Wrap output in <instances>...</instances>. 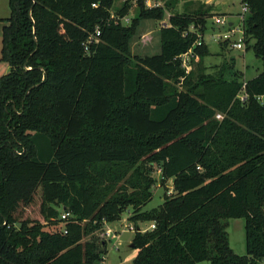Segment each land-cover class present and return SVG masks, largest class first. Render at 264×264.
Listing matches in <instances>:
<instances>
[{
	"label": "trees",
	"instance_id": "1",
	"mask_svg": "<svg viewBox=\"0 0 264 264\" xmlns=\"http://www.w3.org/2000/svg\"><path fill=\"white\" fill-rule=\"evenodd\" d=\"M115 1L9 0L0 56L10 65L0 77V264H103L105 222L129 207L132 222L155 223L135 232L133 264H256L264 258V0H241L250 6L246 39H255L263 63L246 82L228 62L208 74L182 65L213 14L172 15L161 52L141 57L130 40L141 20H163L165 7L141 1L126 26L111 18ZM132 6L127 0L115 14L126 17ZM194 51L201 61L211 54L205 41ZM170 80L186 88L172 90ZM156 163L174 193L143 210ZM39 190L44 220L61 216L58 208L71 212L66 233L23 217ZM229 218L245 219L246 255L230 246Z\"/></svg>",
	"mask_w": 264,
	"mask_h": 264
},
{
	"label": "rangeland",
	"instance_id": "2",
	"mask_svg": "<svg viewBox=\"0 0 264 264\" xmlns=\"http://www.w3.org/2000/svg\"><path fill=\"white\" fill-rule=\"evenodd\" d=\"M127 0H116L114 7L112 9L113 13H116ZM216 3H220L218 10L221 13H213L212 17L206 19V30L200 33L204 34V41L211 54L206 56L203 61L200 57L196 56L191 59V65L194 74L199 72L204 73H215L220 65L224 62L233 65V71H241V80L246 82L249 79L257 76L263 70V63L260 58L255 55L254 50L251 46L255 43V39L248 38L245 39V49H238L228 47V45H223L215 39L214 34L225 31L226 28H219L217 24H214L213 17L218 15H227L229 19L238 22V14L241 10L242 1L241 0H213ZM203 0H165V16L163 20L154 19H144L141 20L137 29L134 32L130 40L131 54L135 56H152L159 54L161 52V35L160 31L163 27L170 25V17L175 14H187L195 15L196 13H204L203 16H208L206 12H209L213 5H207ZM132 8L127 16V19L123 20V25L130 26L134 19L138 17L139 8L137 5L132 4ZM217 5V4H216ZM11 14L9 0H0V48L2 46V30L5 25L4 19L9 17ZM234 14V16H232ZM189 29H196V27L191 24ZM241 37L240 33L233 36V40H237ZM246 37V35H245ZM1 53V49H0ZM0 64L7 66L8 63L0 59ZM8 73V72H7ZM6 74V73H5ZM5 74H2L5 75ZM1 77V76H0ZM173 89H178L181 91L186 88L184 84L175 83L173 80L169 81ZM240 98L244 100L246 98L245 92H241ZM222 115V114H221ZM223 118V115L220 119ZM145 166L148 165L147 162L143 163ZM142 164V165H143ZM154 170L152 172L156 183L153 190V198L143 207V210H150L152 208L158 207L163 202V197L165 195H171L174 193L173 180L167 181L165 184L161 181V166L159 164H154ZM42 197L40 190L36 193L34 202L27 207L24 211L23 217L30 219H40L44 225L45 230L59 231L64 228V222L61 220V216L52 215L51 218L44 220L40 212ZM48 206H52L48 204ZM61 213V208L57 209ZM133 213L132 207H129L122 214L120 220L114 222L105 223V227L108 225L112 227L115 231L120 233L119 238L109 239L107 242L108 254L106 255L105 264H133V260L137 255L139 249L131 246L133 238L135 236V230L129 227L124 230L123 223L126 222L129 226H138L142 230H148L150 225L153 223L151 221H131L129 218ZM227 222V231L229 235V243L233 248L234 252L238 255L247 254V244H246V233H245V219L244 218H229L225 220ZM144 232V231H142ZM101 235V234H100ZM85 239H88L85 238ZM198 264H212L210 260L202 261ZM256 264H264V258L257 261Z\"/></svg>",
	"mask_w": 264,
	"mask_h": 264
},
{
	"label": "built area",
	"instance_id": "3",
	"mask_svg": "<svg viewBox=\"0 0 264 264\" xmlns=\"http://www.w3.org/2000/svg\"><path fill=\"white\" fill-rule=\"evenodd\" d=\"M130 3L138 5L141 1L144 2L145 6L147 8H160V7H165V0H129ZM250 11V6L248 3L243 2L242 6H241V10L238 14V22H236L235 20L229 19L227 15H218L213 17V21L214 24H217L219 26V28H223L225 27L226 30L225 31H220L217 34H214L215 39H217L220 42L225 43L226 45H228V47H232V48H238V49H245V20L247 18V15ZM112 19L115 20L116 23H119V21H123L125 19H127L126 17H119L117 14L112 13L111 16ZM190 31H195V29H190ZM198 32V39L196 40V42L194 43L193 47L190 48L188 50V52L180 55V59L182 60V65L186 70V73H189L193 68L191 65V59L195 57V51L194 48L196 46H201L203 45L204 42V34ZM237 33L241 34V37H239L237 40H233V36L236 35ZM97 34H100V30L97 29ZM188 32H186L184 35H187ZM94 41L92 38L89 40V43ZM262 98V97H261ZM263 100V98H262ZM218 118H221L222 115L218 114L217 115ZM72 218V214L70 211L63 209L61 212V220L62 222H64V228L62 229L65 233L67 232L65 227H66V223L68 221H70ZM108 223V222H105ZM124 226V230L127 229L128 227L130 229H133L135 231H147V230H142L141 227L138 226H129L126 222L123 223ZM155 227V223L153 222L150 227L148 228V230L153 229ZM138 228L140 230H138ZM120 233L115 231L112 227L110 226H106L105 227V237L107 238V240L109 239H117L119 237Z\"/></svg>",
	"mask_w": 264,
	"mask_h": 264
},
{
	"label": "crops",
	"instance_id": "4",
	"mask_svg": "<svg viewBox=\"0 0 264 264\" xmlns=\"http://www.w3.org/2000/svg\"><path fill=\"white\" fill-rule=\"evenodd\" d=\"M203 1H205V0H203ZM204 3H207V5L209 4V5H215L214 7H213V9H211L208 13L209 14H213V13H221V11L220 10H218V6L220 5V3H216V1H213V0H206V2H204ZM217 4V5H216ZM221 14H224V13H221ZM232 16H234V14L232 15ZM209 18H211V17H209ZM1 42H2V39H1ZM220 43H222L223 45H224V43L223 42H220ZM1 48H2V46H1ZM0 48V49H1ZM0 56H1V53H0ZM10 71V65L8 64L7 66H4V65H2V64H0V76H2V74H5V73H7V72H9ZM138 227H140V225H138ZM120 236V235H119ZM119 238V237H118ZM131 246H132V244H131ZM138 254V253H137ZM136 257V256H135ZM105 260H106V257H105V259H104V262H103V264H105Z\"/></svg>",
	"mask_w": 264,
	"mask_h": 264
},
{
	"label": "water",
	"instance_id": "5",
	"mask_svg": "<svg viewBox=\"0 0 264 264\" xmlns=\"http://www.w3.org/2000/svg\"><path fill=\"white\" fill-rule=\"evenodd\" d=\"M138 230H140V229L138 228ZM132 246H133V244H132Z\"/></svg>",
	"mask_w": 264,
	"mask_h": 264
}]
</instances>
